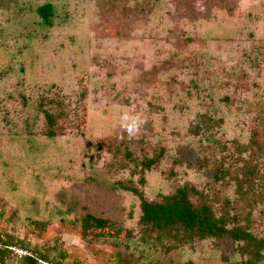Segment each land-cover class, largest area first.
<instances>
[{
    "label": "rangeland",
    "instance_id": "1",
    "mask_svg": "<svg viewBox=\"0 0 264 264\" xmlns=\"http://www.w3.org/2000/svg\"><path fill=\"white\" fill-rule=\"evenodd\" d=\"M45 1L50 26L34 11ZM41 109L53 113L52 137ZM124 111L145 121L135 138L119 128ZM202 114L206 135L193 131ZM124 147L138 159L162 149L141 186L130 162L116 165ZM245 168L247 200L235 182ZM129 179L147 199L180 184L226 196L264 237V0H0L5 264L32 252L52 258L37 264H242L226 237L158 240L135 195L114 185ZM85 212L127 237L81 236Z\"/></svg>",
    "mask_w": 264,
    "mask_h": 264
},
{
    "label": "trees",
    "instance_id": "2",
    "mask_svg": "<svg viewBox=\"0 0 264 264\" xmlns=\"http://www.w3.org/2000/svg\"><path fill=\"white\" fill-rule=\"evenodd\" d=\"M34 11L39 17L41 24L50 26L54 16L50 2L45 1L37 5ZM33 27H31V31H33ZM42 109L41 114L45 122V134L48 137H52L55 134L53 113ZM197 118H199L198 121L193 124L194 133L202 130V134L206 135L203 128L210 124L211 120H208L210 117L202 114ZM213 142L215 143L216 140L214 139ZM161 150V148H158L157 151L153 150L151 154H144L138 159L139 156L136 158L135 152L124 147L120 154L121 158L118 159L116 165L124 166V159L130 162L132 168H134L132 174H134L135 169L140 171L138 172L137 183L138 186H141L145 179L143 172H149L157 164L159 158L162 157ZM222 170H224L222 165L217 163L212 177L219 179L221 176L219 177L217 173H221ZM251 171L252 169L245 168L240 178L235 179V182H237L236 192L239 198L247 200L252 197L251 185L248 181L242 180V185H238L241 179H244L243 174L250 175ZM168 181L170 182V180ZM114 185L124 192H131L135 195L140 212L138 222L149 230L156 232L155 237L158 240L166 237L171 241H175V245H180V243L184 244L194 239H220L226 237L230 241L238 243L236 244V251L242 257L240 260L242 264H255L263 258L264 237L256 236L250 229L249 208L247 211L245 210L246 212L241 210L230 212L231 208H229V200L226 196L219 198L217 193L212 194V192H209V194H204L194 186L180 184L175 185L171 191L158 193L157 197L147 199L137 186L131 185L130 179L125 181L115 180ZM243 185L249 186V188ZM193 195L196 196L197 201L191 200ZM245 203L247 205L251 204ZM218 204H221V209L217 211L214 209V205ZM78 227L83 237L120 238L128 235L127 229L115 226L111 220L89 212L83 213L78 219ZM7 242L8 244L11 243ZM7 242L0 238V245L3 244V249H0L1 264H5L3 260L4 254L1 252L8 250ZM164 249H170V246H165ZM43 259L52 261L51 257L40 252L38 254L33 252L24 254L21 260L23 261L22 264H37V262L41 263ZM43 263L47 264L46 262Z\"/></svg>",
    "mask_w": 264,
    "mask_h": 264
},
{
    "label": "clouds",
    "instance_id": "3",
    "mask_svg": "<svg viewBox=\"0 0 264 264\" xmlns=\"http://www.w3.org/2000/svg\"><path fill=\"white\" fill-rule=\"evenodd\" d=\"M144 120L139 114H134L130 111H124L120 114L119 117V128L123 132L127 133L129 139L135 138L144 124ZM120 139H124V136L121 135Z\"/></svg>",
    "mask_w": 264,
    "mask_h": 264
},
{
    "label": "built area",
    "instance_id": "4",
    "mask_svg": "<svg viewBox=\"0 0 264 264\" xmlns=\"http://www.w3.org/2000/svg\"><path fill=\"white\" fill-rule=\"evenodd\" d=\"M19 255H21V252H17Z\"/></svg>",
    "mask_w": 264,
    "mask_h": 264
},
{
    "label": "water",
    "instance_id": "5",
    "mask_svg": "<svg viewBox=\"0 0 264 264\" xmlns=\"http://www.w3.org/2000/svg\"><path fill=\"white\" fill-rule=\"evenodd\" d=\"M1 264V263H0Z\"/></svg>",
    "mask_w": 264,
    "mask_h": 264
}]
</instances>
